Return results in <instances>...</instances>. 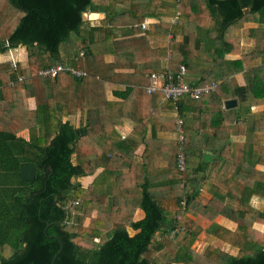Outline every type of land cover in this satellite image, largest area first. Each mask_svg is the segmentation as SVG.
<instances>
[{"label": "trees", "instance_id": "trees-1", "mask_svg": "<svg viewBox=\"0 0 264 264\" xmlns=\"http://www.w3.org/2000/svg\"><path fill=\"white\" fill-rule=\"evenodd\" d=\"M0 3V55L22 47L17 68L11 58L0 61V115L10 121L9 125L0 121V264H51L61 247L56 235L64 245L55 264H264V231L254 227L255 222L264 225V146L261 170L250 163L241 169L248 195L241 196L236 208L225 195L220 201L201 193V189L217 186L211 179L213 171L219 178L215 183H225L226 171L210 168L213 163L190 152V144L205 125L187 117L196 104L189 96L163 102L164 108L176 112L170 120L175 136L168 139L170 147L162 156L169 166L165 177L164 171H151L148 149L142 156L125 153L136 165L122 162L124 153L104 144L91 159L83 145L96 137L82 112L93 103L83 104L71 93L55 108L51 105V90L61 79L69 86L83 88L93 81L104 85L129 74L128 86L118 94L127 97L135 93L151 106L152 95L145 90L151 74L185 65L186 81L191 85L218 84L212 93L214 100L225 97L223 86H230V77L245 69L248 83L232 90L240 103L235 116L244 117L264 99V82L257 72V66L264 64V0ZM99 10L107 13L100 23L83 19V12ZM177 12L176 24L160 20L147 28L134 26ZM252 13L259 14V26L250 29L257 46L245 47L236 31ZM237 51L242 58L225 68L224 55ZM57 65H72L86 75L77 77L66 70L56 76L38 74L40 69ZM121 68L130 71H117ZM29 97L36 98L35 108L27 106L25 99ZM161 111L155 108L147 115L155 117ZM77 112L78 120H64ZM179 118L183 119L182 142L177 130ZM181 154L186 162L184 170L179 168ZM196 158L199 164L192 166ZM30 163L37 171L35 179L27 181L21 177L20 166ZM99 166L103 170L85 187L80 178L95 174ZM168 178L180 181L172 183ZM253 195L261 199V208L251 204ZM62 196L73 200V205L61 203ZM139 208L145 216L135 220ZM188 212H202L212 221L200 249L193 247L200 227ZM218 216L235 226L217 222ZM182 227L183 232L171 236ZM129 228L137 232L130 234Z\"/></svg>", "mask_w": 264, "mask_h": 264}, {"label": "crops", "instance_id": "crops-1", "mask_svg": "<svg viewBox=\"0 0 264 264\" xmlns=\"http://www.w3.org/2000/svg\"><path fill=\"white\" fill-rule=\"evenodd\" d=\"M249 8L245 9V12H249ZM100 13V17L97 19L90 20V24H98L104 18L107 13L103 10L94 11ZM172 15H162L160 18L154 17L148 19L149 23L170 21ZM259 14L252 13L249 21H244L243 24L236 31V35L240 37V44L245 47H256L257 39L250 32V29L259 26ZM260 33V32H259ZM231 35V34H230ZM233 35V34H232ZM261 38L264 40V27H261ZM171 36H169V40ZM21 49L12 48L9 52L0 55V61L8 60L11 55L13 57L21 58ZM21 54V55H20ZM260 56V55H259ZM264 56V43L261 48V57ZM242 58L240 51L226 53L223 57V65L225 68H231L235 61ZM251 60L247 59L249 63ZM246 63V62H245ZM117 71L125 73L130 71L127 68L117 69ZM257 72L264 82V64L257 66ZM246 70L239 71L230 77V86L227 84L222 88L221 102L219 99H213V94L206 95L200 100H196V104L187 113V117L196 119V124H204V128H199L198 134L194 141L190 144V152L196 157H200L204 161V153L213 154V163L210 168L215 169L221 168L226 173L225 183H215L219 180L216 175V171L211 174L214 175L212 182L219 186L210 187L209 189H201V193L205 198L223 201L225 195L227 201L229 200L232 205L237 206V202L244 195L246 186L248 183L245 181L242 173L243 169L250 163L255 169L261 170V146H264V118H261L264 113V99L260 103H255L250 113L244 117L235 116L239 111V98L233 94V87L245 86L248 83L246 79ZM11 80L16 78V75L11 74ZM126 80H122L121 78ZM131 76L129 74H122L118 81H110L107 84L100 85L93 81L92 84L83 88L77 86H69L64 79H61L60 84L51 90V105L55 108L58 106L62 97L66 100L67 94H73L74 99H79L83 104L90 105L89 108L82 112L85 116L83 120H88V123L92 126V135L96 137L95 141L84 142V152L91 155L99 152L102 149L103 144L109 148H114L116 153H124L121 157L122 162L135 164L131 160V156H125V153L130 155L142 156L147 149L149 167L151 171H164L163 177L166 176L165 170L169 167L164 160L163 152L167 151L170 147L169 140H172L175 134L172 132L171 119L176 117V112L170 107H165L164 101L158 96H151V106L143 99V97L131 93L129 96L118 94L122 92L124 87L128 86V79ZM63 80V81H62ZM54 92V94H53ZM145 93V91L143 90ZM84 94V97H83ZM87 94L88 97L85 95ZM147 94V93H146ZM86 98V100H85ZM236 99V107H227L225 102L228 99ZM26 100V104L29 108H35L36 98L29 97ZM214 101V102H213ZM221 103V104H220ZM74 101V105L76 106ZM70 105V104H69ZM159 108L161 113H156L155 117H149L147 113ZM164 108V109H163ZM150 110V111H149ZM78 112L68 115L64 120L70 119L72 121L78 120ZM199 115L201 117L199 118ZM144 117V121H142ZM146 118V120H145ZM0 121L6 125L10 124L9 119L0 115ZM144 122V123H143ZM94 128V129H93ZM169 139V140H168ZM151 141V143H150ZM90 142V144H88ZM150 144V147H149ZM251 155H248V154ZM250 156L249 160L247 158ZM199 158L194 159L192 166L199 164ZM93 161V160H92ZM248 161V162H247ZM136 165V164H135ZM158 165V166H157ZM152 166V167H151ZM156 166V168L154 167ZM149 169V170H150ZM103 170L102 166H99L96 173L93 175L83 176L80 178L85 187L93 182L95 177ZM228 174V175H227ZM205 175V173L203 174ZM222 175V174H221ZM227 175V176H226ZM170 182H179L177 178H168ZM221 180V181H222ZM222 184H225L223 186ZM242 196V197H241ZM253 207L261 208V199L257 195H253L250 200ZM97 213V209L94 208L93 215ZM190 218L197 221L199 224V234L195 242L199 239V235L205 231L207 233V227L212 223L208 220L202 212L199 213H187ZM145 216L143 209L139 208L135 213V220H140ZM216 221L224 224L228 227H234V223L230 220L218 216ZM207 223L204 227V223ZM254 227L258 230L264 231V225L255 222ZM185 230V229H184ZM130 234H134L137 231L129 228Z\"/></svg>", "mask_w": 264, "mask_h": 264}, {"label": "built area", "instance_id": "built-area-1", "mask_svg": "<svg viewBox=\"0 0 264 264\" xmlns=\"http://www.w3.org/2000/svg\"><path fill=\"white\" fill-rule=\"evenodd\" d=\"M179 18V12H177L173 17H171L170 22L176 24ZM141 25L143 28H147L149 25L148 21L141 24H136L134 26ZM83 53V52H82ZM81 53V54H82ZM170 55V54H169ZM12 65L17 68V60L13 57L11 58ZM71 71L77 77H84L86 72L82 69H77L72 65H57L49 68L40 69L38 71L39 75L44 76H56L61 71ZM188 71L185 65H181L178 70H172L170 68L164 71L153 72L150 76V81L148 86L145 88L146 92L152 96H158L162 101L171 99L177 101L184 96H189L191 99L200 100L206 95H210L214 92L217 87V83L213 82L210 85L196 86L191 85L186 81V75ZM17 79H21L18 75ZM177 130L179 133V139L182 142L184 140L183 132V119L179 118L177 120ZM179 168L184 170L186 168V162L184 155H180ZM77 203V202H76ZM184 231V228H177L172 233L171 236H176Z\"/></svg>", "mask_w": 264, "mask_h": 264}, {"label": "water", "instance_id": "water-1", "mask_svg": "<svg viewBox=\"0 0 264 264\" xmlns=\"http://www.w3.org/2000/svg\"><path fill=\"white\" fill-rule=\"evenodd\" d=\"M100 16L101 15L98 12H93V11H85V12H83V19L84 20H93V19L99 18ZM225 104H226L227 107H236L237 106V100L234 99V98L233 99H228L225 102ZM203 158H204V161L210 162V161L213 160V154L204 153ZM36 171H37V167L33 163L23 164V165L20 166L21 177L24 180H27V181H31V180L35 179ZM56 237L58 239H60L61 247H60L59 251L55 254L51 264H55L57 257L59 256V254L63 250V245H64L62 239L59 236H57V235H56Z\"/></svg>", "mask_w": 264, "mask_h": 264}, {"label": "rangeland", "instance_id": "rangeland-1", "mask_svg": "<svg viewBox=\"0 0 264 264\" xmlns=\"http://www.w3.org/2000/svg\"><path fill=\"white\" fill-rule=\"evenodd\" d=\"M1 5H2V3H0V7H1ZM22 47H19V49H21ZM13 56L11 55V57L10 58H12ZM14 59H16L17 60V57H13ZM247 77H248V75H246V79H247ZM81 200V199H80ZM59 201L61 202V203H63V204H65V205H67V206H72L73 205V203H74V201L73 200H71V199H67V198H65V197H60V199H59ZM79 202H81V201H79ZM80 210H76V212H79ZM204 227H206V225H207V223L205 222L204 223ZM206 238H207V234H206V232L205 231H203L200 235H199V239L197 240V242H195V244H194V246L193 247H195V249H200L201 247H202V245L204 244V242L206 241Z\"/></svg>", "mask_w": 264, "mask_h": 264}]
</instances>
